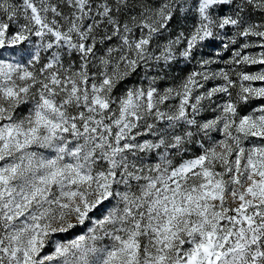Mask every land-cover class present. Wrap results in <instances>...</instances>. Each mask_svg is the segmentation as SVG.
<instances>
[{
	"label": "snow or ice",
	"instance_id": "obj_1",
	"mask_svg": "<svg viewBox=\"0 0 264 264\" xmlns=\"http://www.w3.org/2000/svg\"><path fill=\"white\" fill-rule=\"evenodd\" d=\"M0 264H264V0H0Z\"/></svg>",
	"mask_w": 264,
	"mask_h": 264
}]
</instances>
